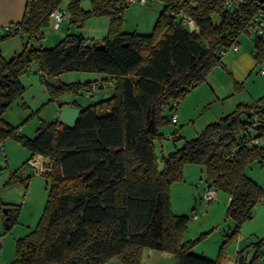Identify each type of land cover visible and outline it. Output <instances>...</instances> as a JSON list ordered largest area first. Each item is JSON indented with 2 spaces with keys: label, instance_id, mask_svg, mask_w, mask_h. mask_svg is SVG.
<instances>
[{
  "label": "trees",
  "instance_id": "1",
  "mask_svg": "<svg viewBox=\"0 0 264 264\" xmlns=\"http://www.w3.org/2000/svg\"><path fill=\"white\" fill-rule=\"evenodd\" d=\"M159 1L163 8L151 33L143 35L122 31V12L129 5L124 1L89 0L83 9L81 0H26L14 35L27 43L8 60L0 55V144L12 138L31 153L20 169L10 172L6 186H26L28 161L35 156L47 160L42 173L47 198L34 229L15 240L10 264H139L144 249L169 254L174 264H220L225 244L251 219L264 189L245 170L264 161V97L237 104L179 148L164 153L160 146L159 158L155 143L177 139L176 131L163 132L172 116L164 110L173 114V103L178 106L191 88L222 66L220 53L237 46L241 34L253 35V69L264 61V36L249 30L253 17L264 12V0ZM64 2L69 24L78 28L90 18L107 17L105 35L95 40L67 34L50 48L28 45L41 38L51 13L63 10ZM32 65L47 102L81 88L86 94L92 83L99 84L97 94L104 88L111 94L85 106L73 101L83 111L72 129L56 118L41 122L33 138L22 136L1 117L24 92L19 78ZM67 72L104 78L84 84L47 81ZM232 81L235 89L241 87ZM256 139L262 144L251 143ZM186 164L204 166L205 189L229 197L225 216L235 226L214 259L192 253L207 233L184 240L188 218L171 210L170 186L182 178ZM8 209L10 227L20 206ZM255 245L258 250L248 264L257 263L264 239ZM238 264H245L241 256Z\"/></svg>",
  "mask_w": 264,
  "mask_h": 264
},
{
  "label": "rangeland",
  "instance_id": "2",
  "mask_svg": "<svg viewBox=\"0 0 264 264\" xmlns=\"http://www.w3.org/2000/svg\"><path fill=\"white\" fill-rule=\"evenodd\" d=\"M66 3V2H65ZM65 3L62 4L65 6ZM82 6L87 9L89 0H82ZM163 8V4L159 0H147L145 4L132 3L123 9V32H137L143 35L151 33L154 22ZM64 23V22H63ZM70 30H73L70 28ZM52 32L51 26L42 30L45 39L37 44L35 40H30L28 45L31 47L41 46L43 48L53 47L50 45L49 34ZM252 34H241L239 36L240 45L237 47L250 48L252 51ZM27 43V39L21 35L5 37L3 30L0 31V55L8 60L14 55L20 53L23 45ZM242 48V49H243ZM231 52V51H227ZM32 65L29 71L22 75L20 83L24 87V92L18 97L10 107L3 113L1 119L8 125L18 129L20 135L33 138L35 131L41 122L49 123L56 119V109L60 103L77 101L81 104H90L94 101L104 98L106 94L102 91L94 97L84 93L82 88L78 93H65L56 101H48L45 88L41 82L38 73H34ZM264 69V61L257 65L250 74L243 79L241 87L235 89L231 77H227L229 85L222 90L219 100L214 96L209 88L205 87V83H200L196 87L191 88L187 94L178 102L175 114L182 112V119L178 124L170 123L163 128V132L175 133L177 139L175 141L163 139L160 143H155L156 154L160 157V146L164 153L172 151L175 147L179 148L183 141L191 140L197 137L205 126L209 123L217 121L219 118L231 113L237 104H252L256 100L264 97V75L259 72ZM80 72H67L58 77H51L47 81L51 84L58 82L76 83L83 75ZM226 78V77H225ZM224 83V81H223ZM225 86V84H223ZM224 111V112H223ZM164 113L171 116L172 113L166 108ZM0 147L4 151V156L0 155V177L7 171H15L21 168L22 164L31 157L28 149L12 138H6ZM36 158V157H35ZM161 167V164L159 163ZM30 177L27 179V186H20L28 189L29 198L28 205H25L20 222L17 226L20 238L27 235L34 229L43 212L45 201L47 198V178L37 168L30 165L26 166L24 171ZM245 174L248 178L255 181L262 189H264V167L258 163L251 164ZM206 187L205 168L200 164H186L182 171V178L175 181L170 186V204L171 210L175 215H181L188 218L187 229L197 228L200 222H232L225 216V209L222 203L207 204L202 201L203 190ZM220 198L228 196L224 192H216ZM22 199L23 194L19 193ZM259 204L264 206V196ZM211 205H213L211 207ZM21 209V205H20ZM203 212V213H202ZM19 213H21L19 211ZM31 215V216H30ZM258 221V220H257ZM253 221V222H257ZM264 222V216L259 218ZM192 222V223H191ZM196 222V224H194ZM18 223V222H17ZM186 234V233H185ZM194 239V238H193ZM199 244V243H198ZM196 245L193 250L197 253L200 245Z\"/></svg>",
  "mask_w": 264,
  "mask_h": 264
},
{
  "label": "crops",
  "instance_id": "3",
  "mask_svg": "<svg viewBox=\"0 0 264 264\" xmlns=\"http://www.w3.org/2000/svg\"><path fill=\"white\" fill-rule=\"evenodd\" d=\"M80 4L81 7L85 9L82 6V0ZM25 6L26 0H0V31L3 30L4 26H16V24L20 22L24 14ZM60 8H62L66 12L65 6L61 5ZM65 14L66 18L64 20V23H62L59 28L53 29L52 25L49 24V27L51 26L52 28V32L49 34V37L51 39L50 45H56L67 34H80L85 38L99 40L105 35L107 31L108 18L105 16L90 18L82 25V27L78 28L74 25L69 24V15L67 12ZM70 28H72L73 30H70ZM42 39H45L43 34L41 38L36 40V43L39 44ZM237 44L240 45L239 38ZM242 48L243 47H237L236 51L230 50L231 52H226L221 58L222 66L214 68V70L211 71L206 81L204 82L206 85L205 87L209 88L218 100L219 97H221L218 94H220L221 91L226 89L229 85V77H231V79L235 80L236 82H241L250 74L254 67L252 51H247L250 47L246 45V47H244L243 49ZM34 67L35 68L33 72L37 73L36 66ZM82 75L83 76L76 83L84 84L86 82H96L103 80L104 78L103 75L96 73H83ZM223 84H225V86ZM82 90L85 89L82 88ZM102 90V92L106 94L104 98L110 96V88H104ZM72 102L64 103L65 105L76 107ZM81 105L85 106L86 104ZM58 112L59 105L56 109V118ZM176 115V124H178L179 121H181L183 115L182 112L179 111ZM165 133L167 134V131ZM35 157H37L42 163L45 162V159L43 157ZM10 172L13 171L7 170L0 177V264H10L14 259L15 240L20 238L19 229L16 225H18L20 222H23V220H21V217L25 205H28L27 199L29 198V191L28 189L25 190L27 184L26 186H24L25 188H22L20 186L21 184H14L11 186L5 185L6 181L9 178ZM23 176H25V174ZM19 193L23 194L22 199L19 197ZM219 199L222 203L223 209H225L226 212V208L229 203V197L226 196L225 198H220V195L216 193L215 199L211 203H218ZM13 205H21V209L19 210L21 213H18L14 223L9 228L5 229L3 225L5 216L2 213V209L9 208ZM212 206L213 205H211V207ZM261 216H264V206L258 203L253 210L251 219L244 222L239 229L238 235L225 244L224 257L221 260L220 264H238L239 256L243 258L245 264L251 262L256 251L258 250L255 244L259 240L264 239V222L259 221V218ZM254 220L258 221L253 222ZM194 224H196V222ZM197 225L198 227L193 229V231L191 227L187 229L186 234L184 235V240L193 239L198 237L200 234L207 233V236L198 244L200 245V250L197 253L193 250L192 253L207 259H214L218 253L220 246L223 242L226 241L228 235L232 232L235 223L233 221L200 222V224ZM259 251L261 252V256L256 264H264V246L259 248ZM107 264L117 263L109 262ZM139 264H174V260L173 257L169 254L154 251L151 249H144L142 251Z\"/></svg>",
  "mask_w": 264,
  "mask_h": 264
},
{
  "label": "built area",
  "instance_id": "4",
  "mask_svg": "<svg viewBox=\"0 0 264 264\" xmlns=\"http://www.w3.org/2000/svg\"><path fill=\"white\" fill-rule=\"evenodd\" d=\"M108 1L111 2L124 1L129 4L137 3L142 5L146 3V0H108ZM240 2L241 0H237L235 3L239 4ZM228 5H230V3H228ZM65 18H66V14L63 10L61 9L54 10L50 15V24L52 25L53 29L59 28V26L64 22ZM186 23L190 26L191 29H196V27L190 20H186ZM249 30L251 32H255L257 34L264 36V12L260 11L256 16L253 17ZM3 33L12 36L16 33V27L13 25L4 26ZM230 50L236 51L237 46L233 45ZM220 55L223 56L224 52L222 51ZM259 74L264 75V70H261ZM98 89H99V84L92 83L86 90V94L95 95L98 93ZM172 106L176 109L177 103H173ZM176 122H177V115L173 113L171 116V123H176ZM166 137L170 138V135H166ZM251 143L254 145H260L262 144V140L261 139L251 140ZM0 155L4 156V151L1 147H0ZM46 163L47 160H45V162L42 163L37 157L36 158L34 157L28 161V165L37 168L41 173L47 171L44 168V164ZM261 165L262 167H264V161L261 162ZM201 199L206 203L213 202L215 199V191L209 188L204 189Z\"/></svg>",
  "mask_w": 264,
  "mask_h": 264
},
{
  "label": "water",
  "instance_id": "5",
  "mask_svg": "<svg viewBox=\"0 0 264 264\" xmlns=\"http://www.w3.org/2000/svg\"><path fill=\"white\" fill-rule=\"evenodd\" d=\"M83 111V108L80 107H71L69 105H63L62 107L59 108V112L57 115V119L63 123L66 127L72 129L81 112ZM2 213L5 216L4 218V228L7 229L9 228V220H10V215H9V209L8 208H3Z\"/></svg>",
  "mask_w": 264,
  "mask_h": 264
}]
</instances>
